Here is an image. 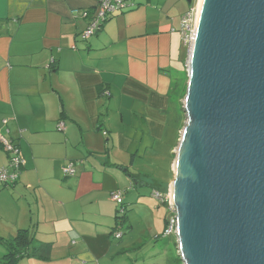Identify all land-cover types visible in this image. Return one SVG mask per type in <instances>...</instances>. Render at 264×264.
<instances>
[{"label":"crops","instance_id":"crops-1","mask_svg":"<svg viewBox=\"0 0 264 264\" xmlns=\"http://www.w3.org/2000/svg\"><path fill=\"white\" fill-rule=\"evenodd\" d=\"M126 1L132 6L84 40L91 21L83 14H95L100 0H0V133L26 159L17 183L0 181V238L28 229L39 243L52 245L49 261L20 264H171L163 252L142 249L143 239L153 235L155 242L175 246V239L163 237L167 219L146 228L143 239L133 236L128 220L144 184L133 185L129 177L126 184L114 173L112 153L129 152L134 140L121 134L109 139L110 114L117 109L125 126L133 101L144 105L143 121L152 135L162 136L173 80L187 60L178 46L181 17L195 0ZM184 3L189 7L180 10ZM180 60L183 68L176 70ZM8 158L0 145V170ZM69 163L76 174L65 177ZM116 190L129 206L122 229L111 200ZM4 253L0 244V258Z\"/></svg>","mask_w":264,"mask_h":264},{"label":"water","instance_id":"water-1","mask_svg":"<svg viewBox=\"0 0 264 264\" xmlns=\"http://www.w3.org/2000/svg\"><path fill=\"white\" fill-rule=\"evenodd\" d=\"M199 3L170 185L177 252L264 264V0Z\"/></svg>","mask_w":264,"mask_h":264},{"label":"rangeland","instance_id":"rangeland-1","mask_svg":"<svg viewBox=\"0 0 264 264\" xmlns=\"http://www.w3.org/2000/svg\"><path fill=\"white\" fill-rule=\"evenodd\" d=\"M198 0H195L197 2ZM184 6L180 10L187 9L188 4L184 3ZM182 45V47H180ZM181 52L186 54L187 60L184 67L183 74L175 78L172 89H171V101L169 103V113L166 116L164 121V129L162 135L154 136L150 133L148 125L144 122L146 108L144 105L137 104L133 101L131 118L129 116V124L125 125L121 123V116L118 113L117 109H114L111 114V132L109 139L113 137H119L123 135L125 137L131 138L134 140V144L130 147L129 152H118L117 154L112 153L113 161L112 167H117L114 170V173L121 177L127 184V179L129 183L144 184L141 188L138 189L141 192L140 201H137L136 204L132 205V217L128 221L133 227V236L142 237L147 236L146 228L154 229L152 227L155 221H160L163 219L169 218L168 207L166 204H162L155 197L151 196V193L156 189L155 187L166 186L169 181L173 178V173L171 169V163L174 161V151L178 142L180 131L184 127L185 115L182 108V102L186 95L187 90V76H188V50L184 48L183 44L179 45ZM184 49V50H183ZM183 60L178 62L179 69L183 68ZM174 78V76H173ZM176 85V86H175ZM8 123V121H6ZM6 129V125L3 124ZM9 132V131H7ZM105 142V141H104ZM22 151V150H21ZM126 151V149H125ZM127 173L129 175H127ZM138 183H136V182ZM170 184L164 187L161 193L164 196L169 195ZM157 190V189H156ZM160 191V190H159ZM168 212V213H167ZM130 213H128L129 215ZM162 233V231H161ZM160 233V234H161ZM131 233L128 234V236ZM156 235H153V238H144L142 249H145L149 255H154L159 252H163L164 255H168L171 261V264H182L177 252V244L170 243L168 248L166 245L161 242H155ZM171 239L176 237L172 236ZM161 249V250H160Z\"/></svg>","mask_w":264,"mask_h":264},{"label":"built area","instance_id":"built-area-1","mask_svg":"<svg viewBox=\"0 0 264 264\" xmlns=\"http://www.w3.org/2000/svg\"><path fill=\"white\" fill-rule=\"evenodd\" d=\"M101 5L95 14L85 12L83 16L89 18L91 23L90 27L83 33V39H91L96 32L101 29L102 24L109 19L111 15L118 11H124L132 6L131 2L126 0H100ZM198 17V5L192 6L182 17H181V37L184 48H187L188 55L190 48L192 46L194 35H195V25ZM3 124H7L3 121ZM58 129L60 131L64 130L63 123L58 124ZM106 135V133H104ZM0 145L4 151L8 154V164L6 167L0 170V181L3 185H13L17 183L21 174L26 167V159L21 151L20 146L14 142V140L7 138L0 133ZM63 175L65 177L74 176L76 174V169L73 163L68 166L63 167ZM159 190H154L152 196L159 200L162 204H166L169 211V218H167L166 228L163 233L164 238H170L172 236L176 237V215L171 207V194L169 192L168 196H164ZM111 200L119 208L121 213L124 206V193L121 190H116L111 193ZM122 233H116V237L120 238Z\"/></svg>","mask_w":264,"mask_h":264},{"label":"trees","instance_id":"trees-1","mask_svg":"<svg viewBox=\"0 0 264 264\" xmlns=\"http://www.w3.org/2000/svg\"><path fill=\"white\" fill-rule=\"evenodd\" d=\"M104 133H106V135H104ZM102 134L105 137L108 136V132H102ZM73 164L75 166V163ZM155 188L161 190V187ZM119 211L118 209L117 226H120L119 228L122 229L121 226H124L127 220L129 206H125L124 203L121 213ZM118 233L121 234L122 232ZM0 244L5 249V253L0 258V264H20L24 260L30 258L49 261L51 258L52 245L50 243H39L35 240L34 233L28 229L19 230L17 235L11 239L0 238Z\"/></svg>","mask_w":264,"mask_h":264},{"label":"clouds","instance_id":"clouds-1","mask_svg":"<svg viewBox=\"0 0 264 264\" xmlns=\"http://www.w3.org/2000/svg\"><path fill=\"white\" fill-rule=\"evenodd\" d=\"M195 4L198 5L197 2H195ZM195 4H194V5H195ZM122 236H123V235H122ZM176 241H177V238H176ZM176 244H177V243H176Z\"/></svg>","mask_w":264,"mask_h":264},{"label":"bare ground","instance_id":"bare-ground-1","mask_svg":"<svg viewBox=\"0 0 264 264\" xmlns=\"http://www.w3.org/2000/svg\"><path fill=\"white\" fill-rule=\"evenodd\" d=\"M199 6H200V3H199V5H198V12H199Z\"/></svg>","mask_w":264,"mask_h":264}]
</instances>
